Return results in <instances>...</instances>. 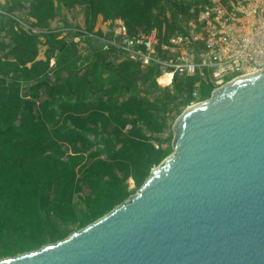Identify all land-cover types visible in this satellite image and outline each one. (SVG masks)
Segmentation results:
<instances>
[{
	"label": "trees",
	"instance_id": "16d2710c",
	"mask_svg": "<svg viewBox=\"0 0 264 264\" xmlns=\"http://www.w3.org/2000/svg\"><path fill=\"white\" fill-rule=\"evenodd\" d=\"M205 3L0 1V259L62 240L133 195L172 152L171 126L194 101L197 76L159 87V68L103 48L98 17L170 37ZM76 10L81 26L66 20ZM59 23L72 28L62 38ZM211 92L201 82L198 100Z\"/></svg>",
	"mask_w": 264,
	"mask_h": 264
},
{
	"label": "water",
	"instance_id": "95a60500",
	"mask_svg": "<svg viewBox=\"0 0 264 264\" xmlns=\"http://www.w3.org/2000/svg\"><path fill=\"white\" fill-rule=\"evenodd\" d=\"M135 194L0 264H264V70L186 107Z\"/></svg>",
	"mask_w": 264,
	"mask_h": 264
},
{
	"label": "built area",
	"instance_id": "2783aa9c",
	"mask_svg": "<svg viewBox=\"0 0 264 264\" xmlns=\"http://www.w3.org/2000/svg\"><path fill=\"white\" fill-rule=\"evenodd\" d=\"M107 27L101 30L105 38L89 35L140 68L157 67L159 77L170 75L163 87L171 86L175 75L197 76L190 105L198 102L201 82H209L214 91L264 70V0H206L196 19L183 24L184 33L170 37L164 28L129 34L120 20Z\"/></svg>",
	"mask_w": 264,
	"mask_h": 264
},
{
	"label": "rangeland",
	"instance_id": "374dc122",
	"mask_svg": "<svg viewBox=\"0 0 264 264\" xmlns=\"http://www.w3.org/2000/svg\"><path fill=\"white\" fill-rule=\"evenodd\" d=\"M1 2H3V0H0ZM66 20L70 23V24H78L79 26H81L82 25V15H81V13L79 12V10H76V12L73 14V16L72 15H70V16H66ZM58 23V22H57ZM107 24L108 23H104V22H102L101 21V19L100 18H98L97 20H96V23H95V25H94V31H98V30H102V31H107ZM55 27H56V30H59L60 32H61V34L59 35V38H62V37H65L66 35H67V31L69 30V29H72V28H69V27H64V26H62L60 23L59 24H55L54 25ZM74 41H77V39H75ZM43 50H44V48L43 47H40V57L42 56V52H43ZM52 63V62H51ZM169 80H164V82H168ZM159 87H163V86H159ZM209 98V97H208ZM207 98V99H208ZM206 100V99H205ZM198 102H200L199 100H198ZM186 109V107H183L182 108V111H181V113L184 111ZM180 113V114H181ZM172 141V140H171ZM172 153V152H171ZM170 153V154H171ZM129 187L130 188H133V183H132V181H129ZM136 193V192H135ZM134 193V194H135Z\"/></svg>",
	"mask_w": 264,
	"mask_h": 264
},
{
	"label": "bare ground",
	"instance_id": "6f19581e",
	"mask_svg": "<svg viewBox=\"0 0 264 264\" xmlns=\"http://www.w3.org/2000/svg\"><path fill=\"white\" fill-rule=\"evenodd\" d=\"M162 77V76H161ZM161 77H159V78H161ZM164 80H170V75H164V77H163V82H164ZM169 82V81H168ZM168 82H164V83H161L160 82V84L161 85H165V84H167Z\"/></svg>",
	"mask_w": 264,
	"mask_h": 264
},
{
	"label": "clouds",
	"instance_id": "9594fccd",
	"mask_svg": "<svg viewBox=\"0 0 264 264\" xmlns=\"http://www.w3.org/2000/svg\"><path fill=\"white\" fill-rule=\"evenodd\" d=\"M98 18H100V17H98ZM101 21H102V20H101ZM96 32H97V31H96ZM60 34H61V32H60ZM75 39H77V38H75ZM75 39H74V40H75ZM158 78H159V77H158ZM158 78H157V79H158ZM189 106H190V105H189Z\"/></svg>",
	"mask_w": 264,
	"mask_h": 264
},
{
	"label": "crops",
	"instance_id": "0c3cea01",
	"mask_svg": "<svg viewBox=\"0 0 264 264\" xmlns=\"http://www.w3.org/2000/svg\"><path fill=\"white\" fill-rule=\"evenodd\" d=\"M39 58H42V56L41 57L39 56Z\"/></svg>",
	"mask_w": 264,
	"mask_h": 264
}]
</instances>
